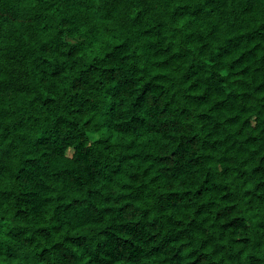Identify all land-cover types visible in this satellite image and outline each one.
I'll return each instance as SVG.
<instances>
[{
	"label": "trees",
	"instance_id": "trees-1",
	"mask_svg": "<svg viewBox=\"0 0 264 264\" xmlns=\"http://www.w3.org/2000/svg\"><path fill=\"white\" fill-rule=\"evenodd\" d=\"M0 264H264V0H0Z\"/></svg>",
	"mask_w": 264,
	"mask_h": 264
}]
</instances>
